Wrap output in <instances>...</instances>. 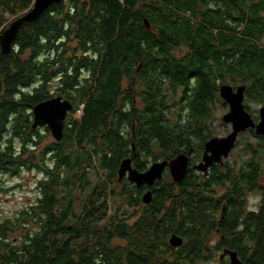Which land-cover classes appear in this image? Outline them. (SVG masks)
<instances>
[{
    "label": "trees",
    "instance_id": "16d2710c",
    "mask_svg": "<svg viewBox=\"0 0 264 264\" xmlns=\"http://www.w3.org/2000/svg\"><path fill=\"white\" fill-rule=\"evenodd\" d=\"M34 1L0 0V33ZM263 11L264 0H64L23 22L11 51L0 46V189L24 167L45 176L35 202L0 222V264H199L224 248L264 264V148L249 144L245 164L191 169L180 183L167 170L149 204L128 180L111 186L127 157L140 171L157 151L200 157L228 78L264 102ZM58 95L74 105L64 137L39 149L50 130L33 128L32 109ZM115 196L141 206L134 221L109 215Z\"/></svg>",
    "mask_w": 264,
    "mask_h": 264
},
{
    "label": "water",
    "instance_id": "95a60500",
    "mask_svg": "<svg viewBox=\"0 0 264 264\" xmlns=\"http://www.w3.org/2000/svg\"><path fill=\"white\" fill-rule=\"evenodd\" d=\"M64 0H35L33 5L23 14L13 19L0 33V46L2 53L8 54L14 44L19 28L25 21L37 20L53 3ZM246 86L240 84L236 89L231 84H223L220 87L221 97L229 104V111L224 115L226 123H232V132L225 137H215L206 141L203 161L195 168L207 170L213 162L222 163L227 158L236 144L238 134L249 128L255 129L257 134L264 135V105L259 109L260 120L256 122L252 114L244 105ZM74 108L73 103L61 95L54 96L37 103L33 109V128L47 126L56 140L64 137L65 120L69 112ZM188 156L178 154L171 160H158L153 162L145 171H140L132 166V159H124L119 168L118 179L121 181L128 173L129 179L138 187L143 185L153 186L157 180L163 178L168 167L174 181H181L188 169ZM153 192L148 189L142 196L144 203L152 201ZM183 237L173 234L170 243L173 246H181ZM229 258L228 264H247L236 250L226 248L220 258Z\"/></svg>",
    "mask_w": 264,
    "mask_h": 264
},
{
    "label": "rangeland",
    "instance_id": "374dc122",
    "mask_svg": "<svg viewBox=\"0 0 264 264\" xmlns=\"http://www.w3.org/2000/svg\"><path fill=\"white\" fill-rule=\"evenodd\" d=\"M186 49H183L182 52H184ZM227 82H231V80L228 78ZM232 84V83H231ZM166 90H168V86L166 85ZM169 95H171V92H168ZM180 94H182V91L178 88L177 94L172 96L174 97L173 100H169L170 105H168L167 110V117L170 119L169 121L175 122L176 121V115L178 113V108L175 107L174 101L180 100ZM173 95V93H172ZM172 99V98H171ZM139 101V100H137ZM244 105L246 109L248 108V111H250L251 114L259 117V109L262 105H264L263 101H258L256 99L251 98L250 96L245 95L244 97ZM214 114L210 122V129L209 134L207 138L208 140H211L215 137H225L229 135L232 132V123H226L223 120L224 115L229 111V105L225 101L224 98L221 97V100L214 103ZM69 114V113H68ZM80 113H77L76 116H78ZM68 117V115H67ZM67 120V119H66ZM45 138L42 141V144L40 145L39 149H42L45 145L51 143L54 141V137L52 136L51 132H45ZM256 134L254 130L247 129L246 131L241 132L238 134L236 144L234 148L232 149L230 155L228 158L224 160V162H227L229 165L233 166H240L242 164H245L247 160L250 159L251 155L246 153L245 147H247L249 144L255 146V147H262L264 148V142L260 139H257V137L254 135ZM207 140V141H208ZM197 142V140H196ZM206 145V141L204 143V146ZM194 147V145L192 146ZM256 149V148H255ZM189 152L194 151V148L188 149ZM40 152H37L35 150L36 158L38 159V163L42 166L43 162L41 161L42 157H39ZM162 152L157 151L155 158L157 160H154L152 156H149L146 158L145 155H143L146 159V162L150 166L153 162L158 161L161 158ZM46 156V158H48ZM262 157L264 158V153L262 154ZM253 158L256 159V156L254 155ZM262 158V159H263ZM256 161V160H253ZM264 161V160H263ZM51 163V161H48ZM261 160V165L263 166ZM44 172L39 167H32L27 168L24 167L22 170H20L18 173L15 174H7L3 178L2 189H0V222L8 219V218H15L18 216L22 211H25L29 208L31 203L35 202V199L39 196L41 191V181L44 179ZM96 175L95 173L91 174V180L95 181ZM127 182V181H126ZM118 183V184H117ZM124 182H112L111 186H117L121 189L124 186ZM146 189V188H145ZM143 188V191H145ZM225 191L224 188H218V193L222 194ZM246 204L247 207L250 209L257 208L260 203V192L258 190L253 191H247L246 193ZM146 204V203H145ZM140 207L138 205H131L123 202L122 198H119L118 196H115L114 198H111L109 200V215H112L114 212H118L121 217H126L130 221H134L139 213H140ZM33 227V224H28ZM25 228V227H24ZM23 227L18 229V232L16 233H10V237H16L17 235H22L23 231H26ZM216 240V238H214ZM223 252V250L216 253V255L209 260L201 261L199 264H228L229 258L227 259H221L220 255Z\"/></svg>",
    "mask_w": 264,
    "mask_h": 264
},
{
    "label": "flooded vegetation",
    "instance_id": "af4514ba",
    "mask_svg": "<svg viewBox=\"0 0 264 264\" xmlns=\"http://www.w3.org/2000/svg\"><path fill=\"white\" fill-rule=\"evenodd\" d=\"M263 13H264V11H263ZM263 17H264V15H262ZM260 40H261V42H262V44L264 45V33L263 34H261V36H260ZM223 84H231V82H225V83H222L221 85H220V87L223 85ZM233 87H234V89H236L237 88V86L238 85H233V84H231ZM180 90L182 91V93H183V90H184V87H181L180 88ZM245 95H246V91H245ZM220 96H221V94H220ZM228 104V103H227ZM229 105V104H228ZM263 106V105H262ZM261 106V107H262ZM260 107V108H261ZM248 109V108H247ZM250 112V111H249ZM70 113V112H69ZM69 115V114H68ZM254 118V117H253ZM254 120L256 121V122H258L259 120H260V116L259 117H257V119L256 118H254ZM250 129V128H249ZM252 129V128H251ZM252 130H254L255 131V129H252ZM255 133H256V131H255ZM257 134V133H256ZM257 135H260V134H257ZM261 136H264V135H261ZM194 153H195V150L194 151H192V152H189V151H187V152H180L179 154H185V155H187L188 156V169H187V173L185 174V176L183 177V179L181 180V181H183L186 177H187V175H188V172H189V170H191V169H194V170H197V171H199V172H202L203 174H207L208 173V171H209V169L213 166V165H215V164H221V163H219V162H213L210 166H209V168H207V170H200V169H198V168H195V166L196 165H198V164H200L202 161H203V156H204V153H205V146H204V149H203V151H202V153H201V155H200V157H194ZM178 155V154H177ZM176 155V156H177ZM175 156V157H176ZM229 157V156H228ZM227 157V158H228ZM127 158H130V157H127ZM174 158V157H173ZM172 158V159H173ZM132 159V158H131ZM226 158H224V160H225ZM171 160V159H170ZM224 160H223V162L222 163H224ZM132 166L133 167H135L134 165H133V162H132ZM136 168V167H135ZM168 170V172L170 173V175H171V172H170V170H169V168L167 167L166 169H165V171H164V173L166 172ZM164 175V174H163ZM171 178L173 179V177H172V175H171ZM119 180V179H118ZM126 180H128L129 182H131L132 184H134L137 188H146L145 189V191L143 192V194L148 190V189H151L152 190V187L156 184V182L158 181H156L155 182V184L153 185V186H148V185H143V186H141V187H138L137 185H136V183L135 182H132L130 179H129V176H128V173L126 174V176L120 181V182H125ZM173 181H174V179H173ZM181 181H174V182H177V183H180ZM143 194H142V196H143ZM224 249H226V248H224ZM224 249H223V251H224ZM228 257H225L224 258V260L225 259H227Z\"/></svg>",
    "mask_w": 264,
    "mask_h": 264
},
{
    "label": "bare ground",
    "instance_id": "6f19581e",
    "mask_svg": "<svg viewBox=\"0 0 264 264\" xmlns=\"http://www.w3.org/2000/svg\"><path fill=\"white\" fill-rule=\"evenodd\" d=\"M67 119V118H66ZM65 122H66V120H65Z\"/></svg>",
    "mask_w": 264,
    "mask_h": 264
}]
</instances>
